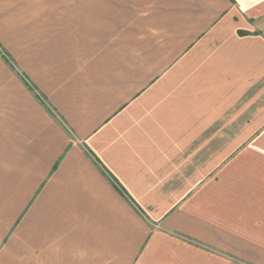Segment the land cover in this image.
Here are the masks:
<instances>
[{"label":"crops","instance_id":"obj_1","mask_svg":"<svg viewBox=\"0 0 264 264\" xmlns=\"http://www.w3.org/2000/svg\"><path fill=\"white\" fill-rule=\"evenodd\" d=\"M0 264H264V0H0Z\"/></svg>","mask_w":264,"mask_h":264}]
</instances>
